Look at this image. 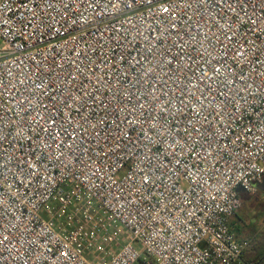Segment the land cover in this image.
<instances>
[{"label": "built area", "instance_id": "built-area-1", "mask_svg": "<svg viewBox=\"0 0 264 264\" xmlns=\"http://www.w3.org/2000/svg\"><path fill=\"white\" fill-rule=\"evenodd\" d=\"M0 42V264L242 263L264 0H0Z\"/></svg>", "mask_w": 264, "mask_h": 264}, {"label": "rangeland", "instance_id": "rangeland-1", "mask_svg": "<svg viewBox=\"0 0 264 264\" xmlns=\"http://www.w3.org/2000/svg\"><path fill=\"white\" fill-rule=\"evenodd\" d=\"M1 48L0 42V50ZM237 214L231 220V227L240 240L250 242L264 226V194L259 191L243 194Z\"/></svg>", "mask_w": 264, "mask_h": 264}, {"label": "trees", "instance_id": "trees-1", "mask_svg": "<svg viewBox=\"0 0 264 264\" xmlns=\"http://www.w3.org/2000/svg\"><path fill=\"white\" fill-rule=\"evenodd\" d=\"M236 216H238L237 213ZM241 264H264V226L251 238L242 256Z\"/></svg>", "mask_w": 264, "mask_h": 264}, {"label": "crops", "instance_id": "crops-1", "mask_svg": "<svg viewBox=\"0 0 264 264\" xmlns=\"http://www.w3.org/2000/svg\"><path fill=\"white\" fill-rule=\"evenodd\" d=\"M257 187V189H258V191L259 192H261V193H263L264 194V189H262V185L261 186H259V185H257L256 186ZM241 193H243V194H245V192L241 189H239V194H240V198L242 197V195H241ZM231 220H232V218H231ZM231 220H230V225H231ZM232 228V227H231ZM238 237V236H237Z\"/></svg>", "mask_w": 264, "mask_h": 264}, {"label": "water", "instance_id": "water-1", "mask_svg": "<svg viewBox=\"0 0 264 264\" xmlns=\"http://www.w3.org/2000/svg\"><path fill=\"white\" fill-rule=\"evenodd\" d=\"M262 189H264V184H263V186H262ZM241 190V189H240Z\"/></svg>", "mask_w": 264, "mask_h": 264}]
</instances>
